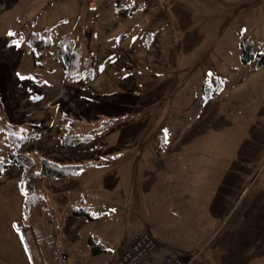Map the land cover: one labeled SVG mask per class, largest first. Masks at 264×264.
I'll list each match as a JSON object with an SVG mask.
<instances>
[{"label":"rangeland","instance_id":"rangeland-1","mask_svg":"<svg viewBox=\"0 0 264 264\" xmlns=\"http://www.w3.org/2000/svg\"><path fill=\"white\" fill-rule=\"evenodd\" d=\"M32 33L52 46L34 51L28 44ZM65 36L82 49L93 78L71 79L55 58ZM246 37L254 41L257 62L263 54L264 0H0V156L10 165L0 179L4 201L11 188L24 185L12 153L62 165L98 163L83 170L81 179L104 177L115 187L93 210L108 219L120 242L131 240L143 230L135 207L149 199L130 164L154 147L157 153L166 150L174 138L171 156L202 158L203 124L217 125L219 109L218 95L206 97L204 85L226 76L250 78L251 72L252 84L264 77V65L237 66ZM111 118L118 121L90 142L61 146L66 125L84 136ZM30 132L35 137L25 146L5 141L9 133L24 138ZM191 137L200 142L184 148ZM73 185V178L44 182L58 225L73 204ZM48 219L46 214L38 234ZM60 244L62 239L52 251L58 254ZM97 244L94 237L80 239L67 252L81 260L66 264H106L115 257L116 252L93 253ZM89 246L94 261L87 259ZM56 258L64 264L60 254Z\"/></svg>","mask_w":264,"mask_h":264},{"label":"crops","instance_id":"crops-1","mask_svg":"<svg viewBox=\"0 0 264 264\" xmlns=\"http://www.w3.org/2000/svg\"><path fill=\"white\" fill-rule=\"evenodd\" d=\"M257 62L250 65L257 68ZM239 64L248 70V64ZM249 75L252 78L255 73ZM250 78L247 73L241 79L220 78L217 125L204 123L201 142L191 137L184 143V148L194 149L199 140L200 160L171 156L176 149L174 138L166 150L157 153L154 147L145 158L130 164L149 199L135 207L143 215V230L131 240L120 242L108 219L93 210L102 196L114 190L113 181L81 179V174L73 179L71 202L84 197L82 205L96 216L63 212L58 239L64 242L60 244L64 264L81 260L67 248L78 247L87 236L98 240L99 250L93 253L116 252V257L147 232L159 241L155 262L174 253L195 255L204 264H264V77L256 84ZM163 152L168 153L166 157H161ZM63 179L69 178L59 180ZM9 194L4 201L0 191V264H56L59 254L52 251L55 234L49 219L40 234L44 219L25 232L24 185L17 184ZM88 250L87 259L94 261L90 246Z\"/></svg>","mask_w":264,"mask_h":264},{"label":"trees","instance_id":"trees-1","mask_svg":"<svg viewBox=\"0 0 264 264\" xmlns=\"http://www.w3.org/2000/svg\"><path fill=\"white\" fill-rule=\"evenodd\" d=\"M138 7L135 6L134 9ZM28 44L34 50H41L52 46L50 39H41L37 33H32L28 39ZM55 58L61 62L63 67L66 69L68 77L74 80H80L87 76L88 78H93L94 72L88 70V62L84 61V54L81 48L75 47V42L73 39L65 36L56 46ZM242 55L241 61L244 64L255 61L258 55L254 52V41L251 37H246L242 44ZM262 56L258 60V66L262 67L264 65V44L262 45ZM84 71V72H82ZM82 72V73H81ZM222 81L213 78L212 83H206L204 85V95L206 97L217 96L221 88ZM0 117H3L2 110L0 109ZM64 120H70L69 117H64ZM117 119H108L101 124L99 129L93 130L92 132L79 136L71 126H65V134L61 139L62 147H72L77 146L82 143H88L93 139V134L105 130L106 128L115 124ZM75 122V121H72ZM35 137L34 133L30 132L27 137H19L16 134L9 133L5 141L12 143L16 146H25ZM164 141H162L163 143ZM12 160L22 171V181L24 183L25 199L23 204V214H24V230L25 232L29 229L35 228L40 224L44 215L47 213L50 216V222L52 225V232L55 234L54 239L58 240L59 235V225L58 218L56 216L55 210L49 204V198L46 195V188L44 187V182L50 178H77L80 176L83 170L89 169L93 166L98 165V163H87L84 165H74V164H59L57 162L41 159L37 162L31 155L26 154H15L11 155ZM10 167L9 164L5 163L3 158L0 156V178L4 172ZM83 197L78 198L68 209L66 213H73L74 215L87 216L89 218H94L96 214L91 210L90 207H85L82 205ZM52 245H55V242ZM56 248V246H55ZM60 248V246H59ZM61 255V249L58 251ZM64 259L63 255H61ZM65 261V260H64Z\"/></svg>","mask_w":264,"mask_h":264},{"label":"built area","instance_id":"built-area-1","mask_svg":"<svg viewBox=\"0 0 264 264\" xmlns=\"http://www.w3.org/2000/svg\"><path fill=\"white\" fill-rule=\"evenodd\" d=\"M159 248L158 239L147 232L138 237L129 249L118 254L116 258L109 259L106 264H204L196 256L182 257L173 253L155 262Z\"/></svg>","mask_w":264,"mask_h":264},{"label":"snow or ice","instance_id":"snow-or-ice-1","mask_svg":"<svg viewBox=\"0 0 264 264\" xmlns=\"http://www.w3.org/2000/svg\"><path fill=\"white\" fill-rule=\"evenodd\" d=\"M10 35H11V33H10Z\"/></svg>","mask_w":264,"mask_h":264}]
</instances>
